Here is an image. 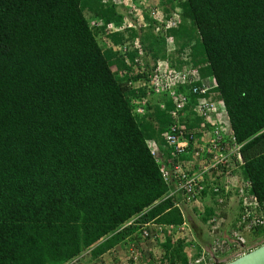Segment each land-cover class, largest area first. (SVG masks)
Listing matches in <instances>:
<instances>
[{"label": "trees", "instance_id": "1", "mask_svg": "<svg viewBox=\"0 0 264 264\" xmlns=\"http://www.w3.org/2000/svg\"><path fill=\"white\" fill-rule=\"evenodd\" d=\"M116 6L0 0V264H72L84 252L95 261L126 240L141 263L154 264L143 258L140 228L183 221L180 198L166 197L171 185L160 173L172 159L191 158H174L165 141L172 102L154 96L153 107L147 102L145 113H136L132 100L146 93L128 83L144 76L105 39L119 45L138 38L143 48L147 41L155 62L165 58L169 38L178 45L171 62L191 65L199 79L215 78V97L241 145L238 177L264 209V0H159L168 16L180 11L177 27L163 35L152 33L146 11L148 35L142 28L106 34L108 23L124 18ZM126 56L132 60L136 51ZM187 95L183 119L198 126L194 95ZM213 212L204 209L203 223ZM253 233L264 236V226ZM155 246V264H188L182 238L166 234Z\"/></svg>", "mask_w": 264, "mask_h": 264}, {"label": "built area", "instance_id": "2", "mask_svg": "<svg viewBox=\"0 0 264 264\" xmlns=\"http://www.w3.org/2000/svg\"><path fill=\"white\" fill-rule=\"evenodd\" d=\"M112 1L116 5L120 3L117 0ZM122 4L126 13L121 24L108 23L105 28L106 34L130 28L136 30L148 27L149 22L145 20L143 11H146L149 19L152 20L150 24L154 34L163 35L166 30L177 27L179 8H175L168 16L158 3L141 7L131 0H122ZM166 40L171 39L166 38ZM104 43L113 52L124 56V63L132 69L134 75L144 76L137 82H129V86L136 90L143 88L146 95H165L171 100L173 109L169 115L172 122L164 133L165 141L173 150L174 158L180 155L191 157L184 164L172 159L171 164L160 168L164 182L171 185L166 197L177 195L180 198L176 206L180 208L182 223L180 225H160L154 222L144 224L139 230L140 246L148 242L155 246L158 242L164 241L166 234L171 235L174 240L182 238L187 245L188 264H217L218 255L242 250L246 244L244 231L250 232L264 226V209L257 197L249 193L250 182L240 180L238 177L240 166L243 164L240 155L241 145L235 141L223 101L215 97V78L199 79L197 69L191 65L178 66L175 62H171L174 58L169 54L155 62L147 61L144 48L138 38L119 45L112 44L108 39H105ZM132 51H136V56L130 60L126 53ZM181 58L186 60V54ZM122 73L126 74L124 71ZM196 80H199L200 84L191 88V83ZM185 90L188 94L194 95V103L190 110L199 118L198 126L188 127L187 124L190 122L187 123L186 119H183L188 104ZM147 102L146 97H142L134 98L131 104L135 105L136 113L143 114ZM147 144L151 154L156 156L158 152L156 144L151 140L147 141ZM205 198L213 200L215 208L206 224L210 239L207 244H199L193 236V230L181 203L196 208L200 216L204 213L202 203ZM233 200L236 201L239 210L234 224L232 223L227 229L222 227L223 218L220 209L226 208ZM131 223L132 221H129L125 225ZM197 247L198 256L191 257ZM117 248L126 250L125 256H120L117 264H143L139 260L140 254L134 242L126 240L124 247L119 245ZM94 264L112 263L100 260Z\"/></svg>", "mask_w": 264, "mask_h": 264}, {"label": "rangeland", "instance_id": "3", "mask_svg": "<svg viewBox=\"0 0 264 264\" xmlns=\"http://www.w3.org/2000/svg\"><path fill=\"white\" fill-rule=\"evenodd\" d=\"M110 1V0H109ZM120 3H118V5L116 6V10L119 12H122V14L124 15L126 13V9L123 7L122 4V0H117ZM158 1V2H157ZM112 3H114L111 0ZM135 2L137 4H139L140 6H145L147 7L148 5L154 4V3H158L159 4V0H135ZM116 4V3H115ZM93 21V20H91ZM147 28H144L142 31H140V35L142 34H146L148 35L149 32H147L146 30ZM153 33V32H152ZM152 51V48L148 46V42H144V54L145 57L148 60L152 61V58L150 57V52ZM178 52V45L176 44V42H174L173 40H165V54H169L171 58H174V56H177ZM148 104L153 107L156 103H157V98L151 95H146L145 96ZM238 173V171H237ZM183 210H184V214L185 216L188 217V223L189 225L193 226L195 229L196 234L198 235V233H203V231L206 228L207 231V225L206 223H203L202 221V214H200V216H198V210L196 208H192L191 206L182 204L181 205ZM202 207L204 209H212L214 210V205L212 203V201L210 200V198H207V200L203 201L202 203ZM237 205L235 206L234 203H229L228 206L226 208H224V210L221 211V217L223 218V224L222 227H230L232 222L234 223L235 218H236V210L234 208H236ZM219 211V210H217ZM196 234L193 232V236L195 238V240L197 239ZM244 238H245V247L242 250H235V251H228V252H224L220 255H218V263H222V264H227L229 262H232L233 260L237 259L240 256H243L245 254L251 253L252 251L256 250L257 248H259L260 246H262L264 244V236L259 237L257 236V234L255 235L253 233V231H244ZM209 235V234H208ZM200 236V235H199ZM187 239V238H185ZM208 238H206V240L204 241L207 242ZM185 242V241H184ZM186 244V243H185ZM147 248L143 249V258L148 260H154V264L157 263V255L155 254V251L158 249V246H154L152 244H150L149 242L147 243ZM154 254H152V252ZM126 254V250L123 249L122 250H117L114 248L113 250L109 251L108 253H106L105 255L101 256L100 258H98V260H91L89 258L88 255H86V252H84L82 255L78 256L77 258H75L73 260V262H71L72 264H94L100 260L105 261V262H111L112 264H117L119 257L120 256H125ZM217 263V264H218Z\"/></svg>", "mask_w": 264, "mask_h": 264}, {"label": "bare ground", "instance_id": "4", "mask_svg": "<svg viewBox=\"0 0 264 264\" xmlns=\"http://www.w3.org/2000/svg\"><path fill=\"white\" fill-rule=\"evenodd\" d=\"M241 264H264V251L255 254L253 257L247 258Z\"/></svg>", "mask_w": 264, "mask_h": 264}, {"label": "water", "instance_id": "5", "mask_svg": "<svg viewBox=\"0 0 264 264\" xmlns=\"http://www.w3.org/2000/svg\"><path fill=\"white\" fill-rule=\"evenodd\" d=\"M264 251V244L257 248L256 250L252 251L251 253L245 254L243 256L238 257L237 259L233 260L232 262H229L227 264H241V262L247 258L253 257L255 254Z\"/></svg>", "mask_w": 264, "mask_h": 264}, {"label": "crops", "instance_id": "6", "mask_svg": "<svg viewBox=\"0 0 264 264\" xmlns=\"http://www.w3.org/2000/svg\"><path fill=\"white\" fill-rule=\"evenodd\" d=\"M206 200L207 199L205 198V201ZM191 228H192L193 232L196 234L195 229H194V227L192 225H191ZM196 236H197V239H196L197 240V243H199V244H207L208 241H209V239H210V237H209V235H208V233L206 231V228L203 231V233H198V235L196 234ZM206 238H208V241L204 243V241L206 240Z\"/></svg>", "mask_w": 264, "mask_h": 264}, {"label": "clouds", "instance_id": "7", "mask_svg": "<svg viewBox=\"0 0 264 264\" xmlns=\"http://www.w3.org/2000/svg\"><path fill=\"white\" fill-rule=\"evenodd\" d=\"M191 227V226H190Z\"/></svg>", "mask_w": 264, "mask_h": 264}]
</instances>
